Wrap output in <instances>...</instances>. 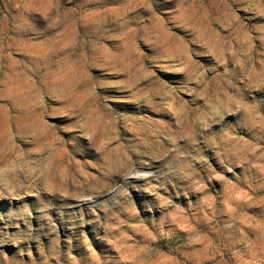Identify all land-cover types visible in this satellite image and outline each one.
Wrapping results in <instances>:
<instances>
[{
	"label": "rangeland",
	"instance_id": "374dc122",
	"mask_svg": "<svg viewBox=\"0 0 264 264\" xmlns=\"http://www.w3.org/2000/svg\"><path fill=\"white\" fill-rule=\"evenodd\" d=\"M0 264H264V0H0Z\"/></svg>",
	"mask_w": 264,
	"mask_h": 264
}]
</instances>
